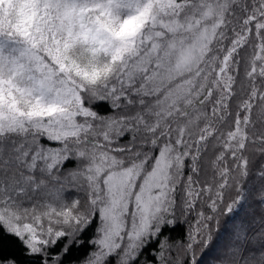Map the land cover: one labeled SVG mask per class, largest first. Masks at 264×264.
<instances>
[{
    "label": "snow or ice",
    "instance_id": "obj_1",
    "mask_svg": "<svg viewBox=\"0 0 264 264\" xmlns=\"http://www.w3.org/2000/svg\"><path fill=\"white\" fill-rule=\"evenodd\" d=\"M0 264H264V0H0Z\"/></svg>",
    "mask_w": 264,
    "mask_h": 264
},
{
    "label": "trees",
    "instance_id": "obj_2",
    "mask_svg": "<svg viewBox=\"0 0 264 264\" xmlns=\"http://www.w3.org/2000/svg\"><path fill=\"white\" fill-rule=\"evenodd\" d=\"M255 208H256V211L253 214L258 216L260 214V208L258 205H256ZM230 242H233L232 237L229 236L228 234H225L221 241V247L208 252L204 257L205 261L211 262L215 257L222 255L224 246L228 245Z\"/></svg>",
    "mask_w": 264,
    "mask_h": 264
}]
</instances>
